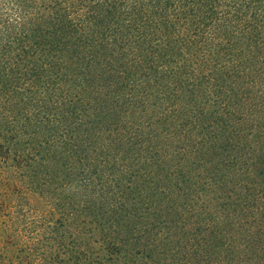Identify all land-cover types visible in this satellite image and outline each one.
<instances>
[{"label":"trees","instance_id":"1","mask_svg":"<svg viewBox=\"0 0 264 264\" xmlns=\"http://www.w3.org/2000/svg\"><path fill=\"white\" fill-rule=\"evenodd\" d=\"M0 264H264V0H0Z\"/></svg>","mask_w":264,"mask_h":264}]
</instances>
